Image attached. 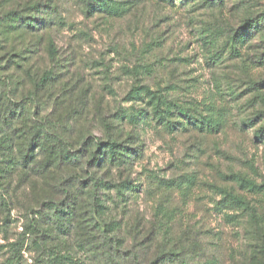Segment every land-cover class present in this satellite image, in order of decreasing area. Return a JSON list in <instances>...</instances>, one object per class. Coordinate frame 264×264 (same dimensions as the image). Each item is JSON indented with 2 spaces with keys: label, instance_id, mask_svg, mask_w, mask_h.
Masks as SVG:
<instances>
[{
  "label": "rangeland",
  "instance_id": "1",
  "mask_svg": "<svg viewBox=\"0 0 264 264\" xmlns=\"http://www.w3.org/2000/svg\"><path fill=\"white\" fill-rule=\"evenodd\" d=\"M54 2L56 23L40 41L8 33L0 49V58L27 56L31 75L16 69L24 79L14 96L26 98L17 149L6 148L12 130L0 119V264H52L54 251L67 264H264V0H113V15L87 12L83 0ZM254 19L259 30L233 40ZM13 71L0 73L15 79ZM142 86L170 106L169 124ZM175 105L222 125L200 130ZM38 119L71 149L88 136L123 145L125 163L92 169L109 183L97 189L96 213L80 214L91 198L71 173L52 178L49 169L42 179L22 164L20 143ZM63 187L75 193L78 222L59 236L40 216L52 218ZM38 219L41 231L30 232Z\"/></svg>",
  "mask_w": 264,
  "mask_h": 264
},
{
  "label": "trees",
  "instance_id": "2",
  "mask_svg": "<svg viewBox=\"0 0 264 264\" xmlns=\"http://www.w3.org/2000/svg\"><path fill=\"white\" fill-rule=\"evenodd\" d=\"M7 1L10 3L11 9L9 11L2 12L3 3L6 4L8 3ZM83 1H85V11L87 12H90V9H99L100 11L109 15H113V13H120L119 8L113 3V0ZM20 3V0H16V2L15 0H0V49H3L2 43L5 42L4 40L11 39V34L14 32L17 34L19 33L20 35L28 34L32 37L34 36L35 42H38L41 39L39 32L50 29L56 23V3L54 0H28L23 4L22 7L19 6ZM259 28V20H251L245 26L244 31L236 34L233 37V40L235 39V41H239V37L242 36L245 38L248 33H255L259 30ZM48 40H50V38ZM51 43L52 42L50 40L48 44L50 45L49 47H51ZM15 57L18 59L20 58L22 61L14 60ZM27 59V56H24L19 52H11V50H7L0 58V70H5L6 68H10L11 65H13V74L16 76L14 79L11 76L0 73V99L4 97V99L8 102L4 111L0 113V119L2 118L4 123L8 122L7 127L8 129L10 128L12 130L9 136H7L8 143L6 148L8 150L11 148H16V142H14V139L12 138L17 137V139H19L16 133L19 129H17V127L14 125L19 121L21 122L22 120L23 108L21 105L26 99L16 98L14 96L15 85L22 83L24 79L22 74H19L16 69L19 70V68H21L23 70L24 68V73L28 75V78H31L30 68L27 67L26 64L22 66L23 61H26ZM1 61H6L7 67L2 66ZM44 76H46L45 73L40 75L37 84L39 81H42L43 84V82L46 80ZM138 89H141L147 96L148 103L152 105L154 115L160 119L166 120L167 124H169L170 121L166 116L169 115L168 109L170 106H167L166 109L163 110L160 108L161 96L156 95L154 91H151L144 86L137 88V90ZM137 93H139V90ZM57 97L58 96H56V98ZM260 99L264 104V97H261ZM174 107L178 113L184 115L188 119L187 121L189 123H192L200 130H206L210 132L216 131L222 125L220 118L214 114L197 117L190 115L187 108L181 107L179 105H175ZM17 109L19 110L17 111ZM169 111L172 113L171 110ZM165 113H167V115ZM22 122H24V120H22ZM263 132L264 124L257 130V135H261ZM20 146L22 147L18 150L21 154L22 164L25 166V168L29 167L32 171V174L37 175L40 178L45 176L42 178L45 179L47 178V171L51 169L54 173L52 175L51 172L52 178L53 176H56V173L58 172L59 176L62 177L65 176V174L71 173L77 180H79L76 189L82 194H88L91 198V204L86 206L83 210L80 209L81 215L89 213L90 211L96 213L97 210L94 207H102L100 200H98L95 195L97 193V189L101 187L109 188V183L97 178L96 174L92 172V169H98L104 164L113 166L115 163H125V158H127V156L122 152L123 145H120L119 142L113 140L111 137L104 141H100L94 137L88 136L82 140V148L79 150L71 149L68 147L69 144L66 142V140L62 138L61 135L58 134L51 125L39 119L38 121H35L29 131L25 132L24 140L20 143ZM75 171H77V173ZM83 176H85V178H83ZM60 189L63 194H65L63 198L64 201L60 204L52 202L50 203L51 205H48V209L53 210L52 218L50 217V214L47 218L48 221H46V217L48 215L47 213H41L40 216L41 222L45 218V230L49 231V233H52L53 227H56L58 230L57 234L59 236L65 235L67 232H69L70 227L74 224V221L78 222L75 217L77 210L73 200L75 194L74 191H71L65 187ZM225 197L242 202L249 210L248 215L253 217L254 210L245 198H240L239 196L231 194L227 191L225 192ZM39 220L40 219L35 220V224L32 221L28 224L30 232L36 230L38 232L41 231L39 230L38 226ZM99 227L101 228L100 224L98 228ZM101 229L103 231V228ZM48 255L53 259L52 264H67L66 260H72L71 257L63 256L62 254H59L58 251H54ZM45 259L49 261V258Z\"/></svg>",
  "mask_w": 264,
  "mask_h": 264
}]
</instances>
